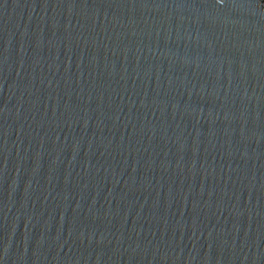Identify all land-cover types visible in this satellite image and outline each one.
Segmentation results:
<instances>
[{
	"label": "water",
	"instance_id": "95a60500",
	"mask_svg": "<svg viewBox=\"0 0 264 264\" xmlns=\"http://www.w3.org/2000/svg\"><path fill=\"white\" fill-rule=\"evenodd\" d=\"M0 264H264V0H0Z\"/></svg>",
	"mask_w": 264,
	"mask_h": 264
}]
</instances>
